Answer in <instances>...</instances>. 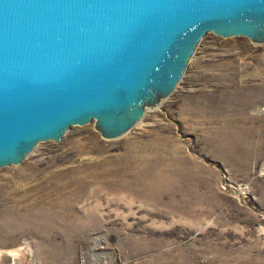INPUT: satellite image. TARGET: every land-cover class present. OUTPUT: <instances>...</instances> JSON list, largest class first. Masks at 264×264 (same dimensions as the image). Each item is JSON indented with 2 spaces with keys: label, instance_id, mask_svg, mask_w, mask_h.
<instances>
[{
  "label": "rangeland",
  "instance_id": "obj_1",
  "mask_svg": "<svg viewBox=\"0 0 264 264\" xmlns=\"http://www.w3.org/2000/svg\"><path fill=\"white\" fill-rule=\"evenodd\" d=\"M156 98L0 167V264H264V39L206 32Z\"/></svg>",
  "mask_w": 264,
  "mask_h": 264
},
{
  "label": "water",
  "instance_id": "obj_2",
  "mask_svg": "<svg viewBox=\"0 0 264 264\" xmlns=\"http://www.w3.org/2000/svg\"><path fill=\"white\" fill-rule=\"evenodd\" d=\"M208 31L263 37L264 0H0V167L92 118L125 133Z\"/></svg>",
  "mask_w": 264,
  "mask_h": 264
},
{
  "label": "bare ground",
  "instance_id": "obj_3",
  "mask_svg": "<svg viewBox=\"0 0 264 264\" xmlns=\"http://www.w3.org/2000/svg\"><path fill=\"white\" fill-rule=\"evenodd\" d=\"M251 39H252L255 43H259L262 39H264V36H263V37L254 36V37H251ZM156 99H157V98H156ZM156 99H155V100H156ZM152 102L154 103V99H153ZM159 104H160V100L158 99V101H156V105L159 106ZM97 125H98V124H97ZM98 126H100V125H98ZM130 128H131V127H130ZM130 128H129V129H130ZM129 129H127L126 132H127Z\"/></svg>",
  "mask_w": 264,
  "mask_h": 264
}]
</instances>
